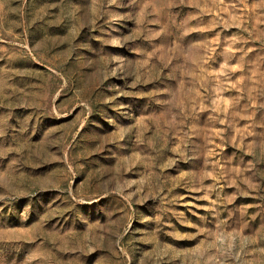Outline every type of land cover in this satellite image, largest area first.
Instances as JSON below:
<instances>
[{"label": "rangeland", "instance_id": "1", "mask_svg": "<svg viewBox=\"0 0 264 264\" xmlns=\"http://www.w3.org/2000/svg\"><path fill=\"white\" fill-rule=\"evenodd\" d=\"M0 264H264V0H0Z\"/></svg>", "mask_w": 264, "mask_h": 264}]
</instances>
